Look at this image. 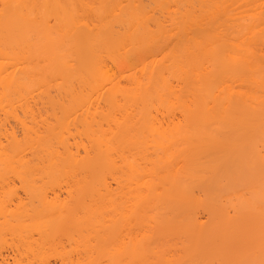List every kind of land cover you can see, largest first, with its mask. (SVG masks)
Returning <instances> with one entry per match:
<instances>
[{
	"label": "bare ground",
	"instance_id": "6f19581e",
	"mask_svg": "<svg viewBox=\"0 0 264 264\" xmlns=\"http://www.w3.org/2000/svg\"><path fill=\"white\" fill-rule=\"evenodd\" d=\"M52 258L264 264V0H0V264Z\"/></svg>",
	"mask_w": 264,
	"mask_h": 264
},
{
	"label": "rangeland",
	"instance_id": "374dc122",
	"mask_svg": "<svg viewBox=\"0 0 264 264\" xmlns=\"http://www.w3.org/2000/svg\"><path fill=\"white\" fill-rule=\"evenodd\" d=\"M6 247H7V246H6ZM8 247H9V246H8ZM8 247H7L6 249H10V247H9V248H8ZM6 249H5V250H6ZM5 250L2 249L3 254H4L6 251H7V252L9 251L10 253L8 252V254H7V252H6V254L9 255V256L12 255L11 253H13V255H14V253L16 252V251L14 252V249H13V248L10 249V250H6V251H5ZM4 255H5V254H4ZM13 255H12V257H13ZM53 259H54V258L50 259V261L52 262V263H50V264H53V263H57V264H58V261L56 262V260L54 259L55 262H53V261H54ZM10 260H11V259H10Z\"/></svg>",
	"mask_w": 264,
	"mask_h": 264
}]
</instances>
